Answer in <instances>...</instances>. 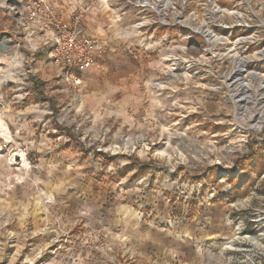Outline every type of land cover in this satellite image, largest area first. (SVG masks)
<instances>
[{
    "label": "rangeland",
    "instance_id": "374dc122",
    "mask_svg": "<svg viewBox=\"0 0 264 264\" xmlns=\"http://www.w3.org/2000/svg\"><path fill=\"white\" fill-rule=\"evenodd\" d=\"M117 1L79 87L0 0V264H264L260 106L242 121L193 32L240 1Z\"/></svg>",
    "mask_w": 264,
    "mask_h": 264
},
{
    "label": "built area",
    "instance_id": "2783aa9c",
    "mask_svg": "<svg viewBox=\"0 0 264 264\" xmlns=\"http://www.w3.org/2000/svg\"><path fill=\"white\" fill-rule=\"evenodd\" d=\"M239 1L240 4L234 5L231 10L216 5L217 19L214 22L216 25L209 27L207 24L204 29L198 27L193 29V32L201 34L206 42V47L199 57L200 60L202 58L204 66L211 64L216 73L219 70L215 67L217 62L225 66V71L218 77L230 93L235 109L243 113L242 121H245L247 112H251L253 108L250 104L244 105V102L249 103L251 98H254L260 106L258 111L251 113L247 121L249 138L255 139V133H260L263 135L256 136L257 139L262 140L264 139V0ZM21 2L22 11L18 12L17 6L13 7V11L16 15L24 16L20 26L30 49L37 51L34 42L41 41L49 50L51 59L62 68L64 75L80 87L84 82L78 75L94 69L97 65L96 56L104 53L98 42L83 32L82 22L98 4L116 7L119 5L118 1L85 0L71 10L69 19L48 0H21ZM241 5L243 9H239ZM191 59L193 62H200L194 57ZM172 62H174L172 66L176 67L175 57H171L168 61L169 64ZM235 85L236 89H234ZM256 85L258 90L254 88ZM238 126L244 129L241 124ZM250 141L251 139L247 143Z\"/></svg>",
    "mask_w": 264,
    "mask_h": 264
},
{
    "label": "crops",
    "instance_id": "0c3cea01",
    "mask_svg": "<svg viewBox=\"0 0 264 264\" xmlns=\"http://www.w3.org/2000/svg\"><path fill=\"white\" fill-rule=\"evenodd\" d=\"M48 1L52 5H54L60 12H62L65 15V17L68 19H69V14H70L71 10H73L75 8L76 4H80V3L84 2V0L83 1L82 0H48ZM109 16H110L109 12L96 7L95 10L90 15H88L87 18H85L83 20L81 29L83 30V32L86 35H88L92 38H94L95 35L96 36L99 35L98 37H100V39L103 41V44L107 45L109 48L112 49V48H114L115 44L110 39H108V36H109L108 31L109 30H107L108 28H106V27H108V25L104 21L105 20L104 18H107ZM97 22H98V25L94 29H91L92 25L95 26V23H97ZM103 25H106V26L104 27ZM12 33H14V34H13V39L11 40V43H14L16 41V38L19 37L18 40H20L24 44H27V42L24 40V32H23L22 27L19 28L17 31L14 30ZM14 36H16V37H14ZM34 43H35L36 47L38 48L37 50H39L43 53H47V54L49 53V50L44 47V45L41 41L37 40ZM99 47L102 48V45H99ZM103 51H104V49H103ZM96 59H97V65L92 70H95L96 68L98 70L99 69L98 67L100 66V64H103V62L106 60V57L104 56V54L101 56L97 55ZM213 221L215 222V220H213ZM212 227H214V226H212ZM212 227L210 229H212ZM210 229H209V231L205 232L206 236H203V238H206V237L208 238L209 236H212L213 234L215 235V232L213 230H210ZM200 233L202 234L203 232H200ZM210 234H212V235H210Z\"/></svg>",
    "mask_w": 264,
    "mask_h": 264
},
{
    "label": "bare ground",
    "instance_id": "6f19581e",
    "mask_svg": "<svg viewBox=\"0 0 264 264\" xmlns=\"http://www.w3.org/2000/svg\"><path fill=\"white\" fill-rule=\"evenodd\" d=\"M0 135L5 137L6 139H9L10 133L4 126V124L0 125ZM26 159V158H25ZM22 163V162H21Z\"/></svg>",
    "mask_w": 264,
    "mask_h": 264
}]
</instances>
